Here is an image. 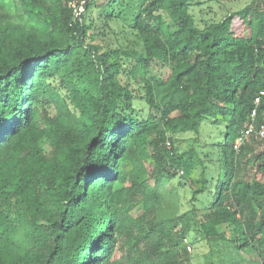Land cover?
<instances>
[{
  "label": "trees",
  "instance_id": "trees-1",
  "mask_svg": "<svg viewBox=\"0 0 264 264\" xmlns=\"http://www.w3.org/2000/svg\"><path fill=\"white\" fill-rule=\"evenodd\" d=\"M70 1L0 0V264H192L191 231L210 264H264V139L236 149L264 91V0L201 21L199 0H81L79 18ZM206 123L221 140L180 152ZM180 171L178 215L159 189Z\"/></svg>",
  "mask_w": 264,
  "mask_h": 264
},
{
  "label": "rangeland",
  "instance_id": "rangeland-1",
  "mask_svg": "<svg viewBox=\"0 0 264 264\" xmlns=\"http://www.w3.org/2000/svg\"><path fill=\"white\" fill-rule=\"evenodd\" d=\"M197 1V0H196ZM201 3L199 6L191 9V12L197 19V21L207 20L212 17H224L228 12L237 10L243 7L250 0H221L219 2L209 1V0H199ZM151 75L154 77H164L167 73L170 72V69L161 66L160 64H155L151 68ZM218 140H221L220 130L211 124H204L198 135L193 133L179 134L176 137L175 146L180 150V152L187 151L191 148L192 145H197L199 151H201V156H204V153L210 151L208 146L210 143H215ZM46 148H48L46 146ZM168 148H171V145H168ZM210 177H216L217 172H214L211 169ZM183 176V177H181ZM244 178L249 179L250 173L245 171L243 173ZM164 186L159 189L161 199L164 201L162 205V210L168 213H177L178 215L185 213L190 209L189 199L191 197L188 187H184L185 184L190 185V177L186 175L183 171L179 172V176L170 183H163ZM154 184L152 185V187ZM173 189V190H172ZM172 190V192H171ZM173 193L174 195H170ZM201 201L198 206L203 207L207 205L211 200L210 196L204 195L200 197ZM202 203V204H201ZM140 210V207L135 209L134 215H137ZM187 242L190 244L188 246V252L192 257V264H210V262L217 263L219 257L216 254L210 258L209 248L204 240L200 238L195 232H190L187 238ZM253 255V254H252ZM122 252H120L119 258H121ZM243 260L241 264H254V256L249 257V255L242 253Z\"/></svg>",
  "mask_w": 264,
  "mask_h": 264
},
{
  "label": "built area",
  "instance_id": "built-area-1",
  "mask_svg": "<svg viewBox=\"0 0 264 264\" xmlns=\"http://www.w3.org/2000/svg\"><path fill=\"white\" fill-rule=\"evenodd\" d=\"M69 7L73 10L75 18H79L84 12V3L81 0H71L69 2ZM264 98V91H262L255 100L256 109L251 114V123L247 130L242 134L236 143V149L240 147L244 142H249L252 135H257L258 137L264 139V124L256 126L257 117V107L260 105Z\"/></svg>",
  "mask_w": 264,
  "mask_h": 264
}]
</instances>
